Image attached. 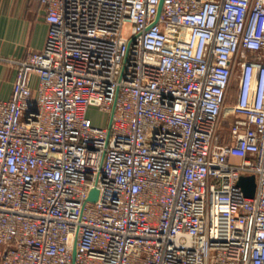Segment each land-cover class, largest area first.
Returning a JSON list of instances; mask_svg holds the SVG:
<instances>
[{"label": "built area", "instance_id": "obj_1", "mask_svg": "<svg viewBox=\"0 0 264 264\" xmlns=\"http://www.w3.org/2000/svg\"><path fill=\"white\" fill-rule=\"evenodd\" d=\"M36 1L44 47L0 98V264H264V0Z\"/></svg>", "mask_w": 264, "mask_h": 264}, {"label": "crops", "instance_id": "obj_2", "mask_svg": "<svg viewBox=\"0 0 264 264\" xmlns=\"http://www.w3.org/2000/svg\"><path fill=\"white\" fill-rule=\"evenodd\" d=\"M48 24L36 0H0V98L12 93L16 70L9 59H23L44 47Z\"/></svg>", "mask_w": 264, "mask_h": 264}, {"label": "rangeland", "instance_id": "obj_3", "mask_svg": "<svg viewBox=\"0 0 264 264\" xmlns=\"http://www.w3.org/2000/svg\"><path fill=\"white\" fill-rule=\"evenodd\" d=\"M130 27L127 25L124 29V33L127 35L129 34ZM91 117L94 119V123L100 126H107L109 123V114L103 112V111H98L96 109H93L90 111ZM230 116L227 112L224 113L223 121L221 124V131L220 133H226V130L228 129L229 126V121H230Z\"/></svg>", "mask_w": 264, "mask_h": 264}, {"label": "water", "instance_id": "obj_4", "mask_svg": "<svg viewBox=\"0 0 264 264\" xmlns=\"http://www.w3.org/2000/svg\"><path fill=\"white\" fill-rule=\"evenodd\" d=\"M161 7V5H160ZM239 184L242 186L246 196H253L256 189V182L254 176H242L239 180ZM94 192L91 197H94Z\"/></svg>", "mask_w": 264, "mask_h": 264}]
</instances>
